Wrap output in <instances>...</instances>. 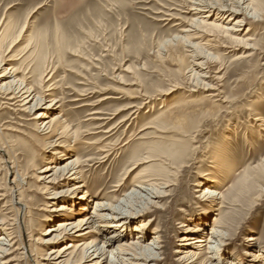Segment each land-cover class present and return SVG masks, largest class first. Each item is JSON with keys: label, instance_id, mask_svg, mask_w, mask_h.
<instances>
[{"label": "rangeland", "instance_id": "obj_1", "mask_svg": "<svg viewBox=\"0 0 264 264\" xmlns=\"http://www.w3.org/2000/svg\"><path fill=\"white\" fill-rule=\"evenodd\" d=\"M191 1L0 0V19L9 21L8 26H15L14 31L27 23L25 35L30 34L43 52L55 55L59 45L67 47L63 38L70 40L72 46H80L81 57L66 49L61 63L56 61L58 87L50 92L54 95L46 99H61L64 119L71 122L74 129L81 127L79 139L71 143L72 156L97 157L85 168L84 179L91 182L86 188L90 193L102 191L100 196L108 200H122L132 191L140 174L165 173L168 176L164 178L170 180L167 188L170 196L159 199L158 207L152 208L146 216L154 220L152 228H160L163 245L159 260L151 264H184L175 253L181 244L178 239L183 235L181 225L192 224L191 219L200 213L198 204L211 179H217L219 191L227 194L228 202H232L227 205L229 209L223 208L231 212L234 220L232 236L224 248L233 256H227L235 263L240 260L239 264H250L247 252L251 241L248 239L257 237L261 242L258 245L264 249V0L254 2V15L246 11L238 16L244 20L238 32L239 37H244L243 42L231 41L217 32L212 33L220 36L216 42L208 40L212 36L190 37L191 42L210 52L209 56L204 53L206 59L200 58L205 59L207 71L201 84H195V78L189 77L188 67L193 66L194 61L192 47L186 41H178L177 37L183 35L182 30L193 18L189 10ZM216 1L238 7L244 0ZM214 18L215 15L211 21ZM234 20L225 19L223 24L230 25ZM25 45L22 40L19 48ZM86 77L91 82L80 84ZM94 85L102 86V93L78 96V92ZM217 93L216 98L211 97ZM1 100L0 122L3 128L12 129L4 130V136L11 143L17 142L13 151L17 154L19 168L27 173L25 192L33 199L35 208L32 221L35 229L30 243L40 255L45 254L53 247L44 243L48 235L42 234L54 224L48 221L49 212L59 213L57 208L69 200L49 203L47 194L41 190L42 184L36 180L38 173L32 164L43 168L55 156L54 150H42L37 142V125L41 121L34 119L36 110L30 113L15 105L4 108ZM188 100L198 102V107L191 120L184 123L190 124L187 137L182 136L186 126L183 129L171 127L167 140L154 144L158 138H152L153 131L141 130L159 118L164 105L183 104ZM95 110L100 114H91ZM258 115L262 122L255 120ZM99 143L112 151L104 160L99 159ZM174 144L181 145L184 152L179 158L180 154L173 157L172 164L142 161L149 153L168 150ZM244 177L248 182L254 181L252 192L236 203L237 181ZM11 185L5 168H0V192H6L3 198L0 196V216L13 221L17 211ZM255 198L258 200L254 201ZM92 207L94 201L87 211ZM216 212L212 211L206 218L208 231ZM16 223L15 246L4 260L8 264H36L25 257ZM26 225L29 226L28 221ZM133 225L130 224L129 232ZM1 228L2 225L0 235H4ZM129 232L125 239L130 237ZM25 238L28 241L30 236ZM38 238L39 242L34 241ZM153 238L151 229L147 241ZM40 261L47 263L43 258Z\"/></svg>", "mask_w": 264, "mask_h": 264}, {"label": "bare ground", "instance_id": "obj_2", "mask_svg": "<svg viewBox=\"0 0 264 264\" xmlns=\"http://www.w3.org/2000/svg\"><path fill=\"white\" fill-rule=\"evenodd\" d=\"M254 2H257V0H244L241 2L242 4L235 7L230 3V5L220 4L216 0L213 2L206 0L191 1L189 10L193 14V18L188 20V27L182 30L183 35L177 37L178 41H186L192 47L191 51L194 53L192 55L194 56L193 66L196 68L193 66L188 68H190L189 77L195 78V84L204 82L203 77L207 75L204 68V60L207 57L204 56V53L209 56L210 52H207L203 46L191 42L190 37L206 38L212 36L208 40L216 42L221 34L231 41L243 42L244 37H239L238 32L244 20L238 19V16L246 11L248 14L252 11L251 14L254 15L256 13ZM213 15H215V18L214 21H211ZM225 19L235 20L230 25H224L223 21ZM8 23L9 21L0 19L1 104L5 106L4 108H11L12 105L20 106L21 109L30 113L36 110L34 119L38 122L41 121L37 125V142L42 145V150L45 148L54 150L53 155H55L43 168L38 167L37 163L32 164L36 168V173H38L36 180L42 184L43 187L40 185L41 190L44 194H47V198L50 199L49 203L55 204L56 201L62 199H68L69 201L57 208L60 211L59 213L49 212L48 221L54 224L42 234L48 235L44 243L53 244V247L51 251L40 255V252L30 243L33 240H31V237L35 229L32 225V221L35 219V215H33L35 208L33 199L29 198L25 192V176H27V173L19 168L17 164L18 157L13 151V147L17 142L13 141L11 143L5 139L4 130L12 129L3 128V124L0 122V158L1 161L2 157L4 159V161H0V168H5L6 179L8 183L12 184V200H14L17 211L13 221L5 216H0V225L3 227L1 230L5 231V236L0 235V264H8L4 260L5 256L12 254L11 252L14 249V224L16 222L23 240L21 246L24 249L25 257L33 260L36 264H42L40 261L42 258L47 262L46 264H151L152 261L159 260L163 246L160 243V228H152L154 220L146 218V216L152 208L158 207L159 199L170 196L167 191L170 180L165 179L168 176L165 173H156L150 176L140 174L137 176L138 180L135 179L137 183H135L132 191L126 194L122 200H108L106 197L100 196L102 191L94 194L90 193L86 189L91 182L87 178L84 179L85 168L97 157L84 158L77 156L76 158L72 156L74 150L71 143H76L79 139L81 127L78 126L74 129L73 124L64 119L65 114L62 113L61 109L62 103H59L61 99H57V97L50 100L46 99L53 96L54 94L50 92L58 87L55 81L56 70L58 69L57 62L61 63L66 54L65 50L68 49L72 55L81 57V48L78 44L72 46L70 40L63 38L65 45L71 47L67 48L64 45H59L55 55L47 51L43 52L40 50L39 43L32 41L30 34L25 35L27 23L23 24L17 31H14L15 26H8ZM215 32L219 35L212 34ZM22 40L26 45L20 49L19 45ZM202 57L205 59H200ZM16 63L20 64L17 65ZM8 64L9 66H6ZM90 82V79L86 77L84 81L79 83L84 85ZM103 90L102 86L94 85L91 89L78 92V96L94 92L102 93ZM217 96L218 93L211 97L216 98ZM146 97L149 99L148 96ZM210 100L212 103L216 102ZM197 105L198 102L192 100H188L183 104L173 102L169 106L164 105V110H161L159 118L141 130L151 129L154 134L152 138H158L154 144H160V142L167 140V133L171 132L168 131L169 128L183 129L186 126L184 123L194 116L193 113L196 111ZM95 113L100 114V111L91 112V114ZM93 119L101 118L93 117ZM255 120L262 122L263 119L258 115ZM189 127L190 124L184 127L183 137H187V134L190 133ZM29 138L31 139V137ZM106 148L107 145L98 144L97 149L101 153V156L98 155L100 160H104L111 154L112 151L110 152V149L107 150ZM183 152L184 148L181 145L176 146L174 144L168 150H156L149 153L142 158V161L144 163L155 164L158 162L169 165L172 164L173 157L175 158L176 155L180 154L177 156L179 158ZM5 155H8L6 159L4 158ZM173 168L177 170L176 167ZM173 172L170 176L173 175ZM237 182L239 183V189L236 192V203L245 200L247 193L252 192L254 181L248 182V179L244 177ZM218 183L217 179L209 180V185L204 188L202 193L203 199L198 204L200 213L191 219L192 224L181 225L184 227L183 235L178 239L181 244L175 250V253L184 264H196L197 262H199L198 264H239L240 262V260L237 263L231 261L230 258L233 255H230L224 249L228 246L227 240L232 236L234 220L233 217L231 218V212L223 209L230 203L232 205V202H228L227 194L219 191ZM83 189L86 190L82 192ZM5 193L0 192V196L3 198ZM94 198L95 200H93ZM256 200L258 199L255 198L254 201ZM93 201L94 207L87 211L89 204ZM213 209L217 212L208 231L206 218L214 211ZM63 215L65 217L61 218ZM27 221L29 226L26 225ZM130 224L134 225L129 232ZM151 229L154 232V238L147 241ZM127 232H129L130 237L125 239ZM133 234H135L134 237ZM25 236H30V239L25 241ZM248 240L251 241V244H249L250 251L247 250L250 264H264V249L261 248L260 244L258 245L261 242L255 236ZM34 241L39 242V238L34 239ZM227 255L231 257L228 258Z\"/></svg>", "mask_w": 264, "mask_h": 264}]
</instances>
